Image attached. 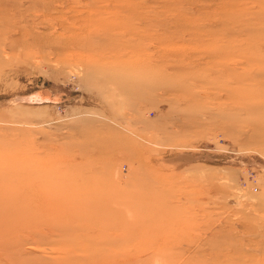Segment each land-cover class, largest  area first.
Here are the masks:
<instances>
[{
    "label": "rangeland",
    "instance_id": "rangeland-1",
    "mask_svg": "<svg viewBox=\"0 0 264 264\" xmlns=\"http://www.w3.org/2000/svg\"><path fill=\"white\" fill-rule=\"evenodd\" d=\"M0 264H264V0H0Z\"/></svg>",
    "mask_w": 264,
    "mask_h": 264
},
{
    "label": "bare ground",
    "instance_id": "bare-ground-1",
    "mask_svg": "<svg viewBox=\"0 0 264 264\" xmlns=\"http://www.w3.org/2000/svg\"><path fill=\"white\" fill-rule=\"evenodd\" d=\"M54 227H56V226H54Z\"/></svg>",
    "mask_w": 264,
    "mask_h": 264
}]
</instances>
